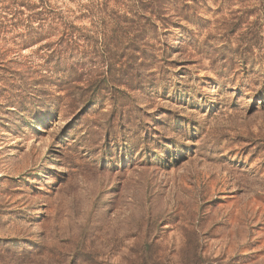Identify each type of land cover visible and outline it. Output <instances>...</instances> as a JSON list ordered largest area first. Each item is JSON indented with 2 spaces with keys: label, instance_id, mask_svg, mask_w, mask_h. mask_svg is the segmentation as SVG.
<instances>
[{
  "label": "rangeland",
  "instance_id": "obj_1",
  "mask_svg": "<svg viewBox=\"0 0 264 264\" xmlns=\"http://www.w3.org/2000/svg\"><path fill=\"white\" fill-rule=\"evenodd\" d=\"M0 264H264V0H0Z\"/></svg>",
  "mask_w": 264,
  "mask_h": 264
},
{
  "label": "trees",
  "instance_id": "obj_2",
  "mask_svg": "<svg viewBox=\"0 0 264 264\" xmlns=\"http://www.w3.org/2000/svg\"><path fill=\"white\" fill-rule=\"evenodd\" d=\"M39 21H45V19H38ZM71 28V27H70ZM70 28L64 27L58 43L55 44V49H52L49 53H46L45 63L54 62L55 66L60 62V55L64 54L69 48L75 47L77 45L76 37L70 31Z\"/></svg>",
  "mask_w": 264,
  "mask_h": 264
}]
</instances>
